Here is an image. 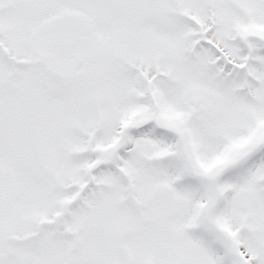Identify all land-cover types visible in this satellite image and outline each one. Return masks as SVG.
<instances>
[{
  "label": "snow or ice",
  "instance_id": "6c2138e0",
  "mask_svg": "<svg viewBox=\"0 0 264 264\" xmlns=\"http://www.w3.org/2000/svg\"><path fill=\"white\" fill-rule=\"evenodd\" d=\"M0 264H264V0H0Z\"/></svg>",
  "mask_w": 264,
  "mask_h": 264
}]
</instances>
